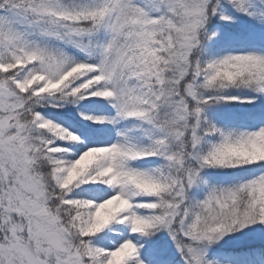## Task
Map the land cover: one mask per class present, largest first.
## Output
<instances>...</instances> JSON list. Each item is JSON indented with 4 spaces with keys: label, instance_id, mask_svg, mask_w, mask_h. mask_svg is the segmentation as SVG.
<instances>
[{
    "label": "snow or ice",
    "instance_id": "obj_1",
    "mask_svg": "<svg viewBox=\"0 0 264 264\" xmlns=\"http://www.w3.org/2000/svg\"><path fill=\"white\" fill-rule=\"evenodd\" d=\"M0 264H264V0H0Z\"/></svg>",
    "mask_w": 264,
    "mask_h": 264
},
{
    "label": "trees",
    "instance_id": "obj_2",
    "mask_svg": "<svg viewBox=\"0 0 264 264\" xmlns=\"http://www.w3.org/2000/svg\"><path fill=\"white\" fill-rule=\"evenodd\" d=\"M53 111H58V110H55V109H54Z\"/></svg>",
    "mask_w": 264,
    "mask_h": 264
}]
</instances>
